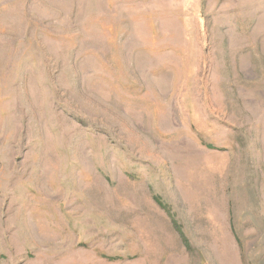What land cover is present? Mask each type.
Returning <instances> with one entry per match:
<instances>
[{"label":"rangeland","instance_id":"rangeland-1","mask_svg":"<svg viewBox=\"0 0 264 264\" xmlns=\"http://www.w3.org/2000/svg\"><path fill=\"white\" fill-rule=\"evenodd\" d=\"M0 264H264V0H0Z\"/></svg>","mask_w":264,"mask_h":264}]
</instances>
